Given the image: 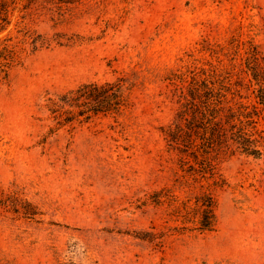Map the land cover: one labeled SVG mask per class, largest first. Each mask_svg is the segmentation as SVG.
<instances>
[{
    "label": "rangeland",
    "instance_id": "374dc122",
    "mask_svg": "<svg viewBox=\"0 0 264 264\" xmlns=\"http://www.w3.org/2000/svg\"><path fill=\"white\" fill-rule=\"evenodd\" d=\"M64 11L16 9L0 33L17 47L23 27L52 40L35 52L26 45L19 64H0V188L37 212L0 207V264H264V158L221 164L227 184L212 231L159 208L178 169L161 132L175 112L164 84L136 89L120 119L55 128L46 107L133 66L164 73L216 62L200 51L206 41L252 39L264 54V0H81Z\"/></svg>",
    "mask_w": 264,
    "mask_h": 264
},
{
    "label": "trees",
    "instance_id": "16d2710c",
    "mask_svg": "<svg viewBox=\"0 0 264 264\" xmlns=\"http://www.w3.org/2000/svg\"><path fill=\"white\" fill-rule=\"evenodd\" d=\"M80 1L0 0V33L12 23L16 9L27 12L41 7L63 16L65 7ZM18 32L20 47L13 45L11 38L0 42L3 68L21 63L26 45L35 52L52 41L26 27ZM200 51L209 52L216 62L170 68L164 73L133 66L114 81H90L49 97L46 107L55 128L75 127L101 116L120 119L132 110L136 89L149 83L164 84L175 112L161 132L169 151L178 158V169L172 171L170 183L159 190V208L165 207L171 219L182 221L184 227L192 224L206 232L216 226L217 191L227 184L221 164L236 155L264 158V129L259 126L264 120V54L252 39L235 37L225 44L206 41ZM19 198L17 193L0 188V207L24 218L35 217L31 204L25 202L27 208L22 209L15 206L14 199Z\"/></svg>",
    "mask_w": 264,
    "mask_h": 264
}]
</instances>
